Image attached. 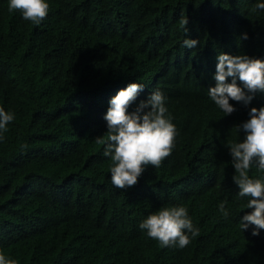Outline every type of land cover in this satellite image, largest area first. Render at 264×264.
I'll list each match as a JSON object with an SVG mask.
<instances>
[{"label":"trees","instance_id":"16d2710c","mask_svg":"<svg viewBox=\"0 0 264 264\" xmlns=\"http://www.w3.org/2000/svg\"><path fill=\"white\" fill-rule=\"evenodd\" d=\"M46 2L37 25L0 0V107L14 114L0 134V253L17 264H264V230L239 226L251 209L228 147L264 94L247 107L230 100L231 115L208 96L219 54L264 61V11L254 10L264 0ZM185 38L199 43L186 49ZM134 82L144 89L129 112L159 90L177 134L161 166L121 190L95 138L109 100ZM249 175L264 173L253 164ZM165 206L186 207L199 229L184 248L139 228Z\"/></svg>","mask_w":264,"mask_h":264},{"label":"clouds","instance_id":"9594fccd","mask_svg":"<svg viewBox=\"0 0 264 264\" xmlns=\"http://www.w3.org/2000/svg\"><path fill=\"white\" fill-rule=\"evenodd\" d=\"M254 10L264 11V2L256 3ZM8 11L19 12L22 19L38 25L47 17L49 4L46 0H8ZM187 24V18L182 17L180 25L186 33ZM242 38L247 39V35ZM198 43L185 38L183 47L193 49ZM213 79L215 86L208 88V96L225 115H231L236 108L230 100L247 107L255 94H264V61L247 55L219 54ZM143 89L136 82L129 83L109 100L104 116L106 132L95 138L97 144L104 146L103 155L111 160V182L121 190L135 186L145 166L160 167L175 147L176 128L167 115L165 98L159 90L150 93L129 112ZM13 120L14 114L0 107V134L8 130L7 125ZM235 128L243 133V139L228 145L234 169L232 181L238 195L248 198L245 207L251 209L240 219L239 226L242 231L254 226L251 234L257 236L259 230H264V176L251 178L249 171L255 164L258 172L264 173V107L250 108L248 119ZM225 205L221 201L218 208L227 218ZM139 228L162 247L184 248L191 242L189 234L199 235L184 206L162 207L148 215ZM0 264H17V261L0 253Z\"/></svg>","mask_w":264,"mask_h":264}]
</instances>
